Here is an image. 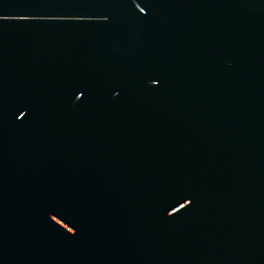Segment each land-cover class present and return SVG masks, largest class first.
Here are the masks:
<instances>
[{"label": "water", "instance_id": "1", "mask_svg": "<svg viewBox=\"0 0 264 264\" xmlns=\"http://www.w3.org/2000/svg\"><path fill=\"white\" fill-rule=\"evenodd\" d=\"M0 264H264V0H0Z\"/></svg>", "mask_w": 264, "mask_h": 264}]
</instances>
